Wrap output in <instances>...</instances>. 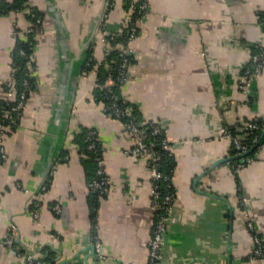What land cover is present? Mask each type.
<instances>
[{"label": "crops", "instance_id": "crops-1", "mask_svg": "<svg viewBox=\"0 0 264 264\" xmlns=\"http://www.w3.org/2000/svg\"><path fill=\"white\" fill-rule=\"evenodd\" d=\"M29 1L43 13L35 87L19 124L3 137L0 241L14 223L18 244L40 257L55 253V264H147L156 218L148 162L127 152L134 138L94 99L96 71L85 69L90 46L99 59L105 54L99 21L106 0ZM131 10L115 0L108 27L121 29ZM262 10L264 0H150L128 44L132 63L121 93L143 119L164 125L176 162L160 264H264V256L253 255L256 235L264 244V144L251 162L237 152L238 163L223 132L228 123L264 119V69L249 92L237 84L253 50L264 46ZM13 24L26 27L22 12H0V97ZM83 126L99 130L110 177L93 222L87 182L95 164L76 141ZM49 172L35 219L31 193ZM23 262L0 244V264Z\"/></svg>", "mask_w": 264, "mask_h": 264}, {"label": "built area", "instance_id": "built-area-1", "mask_svg": "<svg viewBox=\"0 0 264 264\" xmlns=\"http://www.w3.org/2000/svg\"><path fill=\"white\" fill-rule=\"evenodd\" d=\"M125 3H128V0H124ZM115 0H106L104 9L101 14V18L99 21V27L103 32V40L105 44L110 42V39L115 37V34L112 33L110 36L107 35V32L113 31L114 29H110L107 24V20L109 18V13L111 8L113 7ZM129 7L132 9L129 15L125 20V26L128 29L129 41L130 42L138 33L140 22L146 17L149 11L150 0H133L132 3H129ZM137 11L138 15L133 18L132 13ZM15 13L22 12L21 9L15 8L12 10ZM27 13L30 12V15L33 19L29 20L26 27L22 30L24 32H30L35 30V24L42 23L43 18L36 15L33 12L32 8H26ZM15 24L9 30V34L13 37L17 34L15 30ZM120 30V29H116ZM20 35L24 37V34L20 32ZM120 61H119V69L116 75V79L124 84L129 78V70L131 66L130 56L128 47L120 44ZM20 53H24L23 49L20 50ZM249 63H245L242 67L241 75L238 79V86L244 92H249L252 81L255 77L259 76L264 69V46L259 47V50L252 54L249 59ZM7 82L5 85L4 95L6 99L9 101L6 105H0V162L6 158V150L3 143L4 130L8 127L7 123L10 121H14L15 118L19 117V111L23 110L26 105V88L28 86L27 81H24V87L20 92H16V85L12 77H7ZM111 101L110 108L112 109V113L117 117L128 116L132 113V108L130 105L121 106L118 103V95L112 93L109 96ZM257 119V118H256ZM126 129L129 134L134 138V144L127 149V152L136 155L138 157H142L147 159L150 176L153 181V207L156 211V218L152 227L151 238L149 240V259L147 264H160L161 256H162V248L165 240V232L168 225V219L172 213L173 202L175 198V194L171 191H160L158 185L154 181H165V186L170 185V176L161 169L159 165V160L162 158L163 151L171 149V142L169 140V136L167 131H165L164 125L159 121H151L150 128L151 133L155 137L159 138L160 146L162 149H154L153 141L148 140L145 137L144 127L141 126L134 119L127 120L125 123ZM264 128V123H263ZM246 127L255 129L254 142L260 140L261 136L259 135L258 129L261 127L257 121L248 122ZM264 131V129H263ZM223 132L228 133L226 127H223ZM94 131L91 133L94 135ZM229 134V133H228ZM234 143L238 149V153L243 156V160L245 162H251L254 159V156L249 155V151L251 150V145L247 143H242L239 137H234ZM91 148L95 147L94 141L89 145ZM98 168H97V177L93 178L89 185L95 189H101V192H104L108 189V184L110 182V178L107 175L105 158H98ZM45 186L41 184L37 187L31 194L33 198L37 200L35 203V208L32 210V215L35 219L38 218L39 215V195L41 190H44ZM39 189V190H38ZM24 191L29 192L27 188H23ZM53 210L59 214L61 212V205L57 202L53 204ZM250 227H253L252 222L250 221ZM93 238V231H92ZM0 244L7 247L9 250L16 252L17 254H21L24 258L23 264H46V262L37 256L36 253L31 250L29 247H21L18 244L17 240V226L14 223H11L8 227V230L4 237L1 239ZM95 247L97 251L101 254L102 244L101 241L96 239ZM253 255L256 256H264V244L259 235L255 237V247Z\"/></svg>", "mask_w": 264, "mask_h": 264}, {"label": "trees", "instance_id": "trees-1", "mask_svg": "<svg viewBox=\"0 0 264 264\" xmlns=\"http://www.w3.org/2000/svg\"><path fill=\"white\" fill-rule=\"evenodd\" d=\"M133 0H128V3H132ZM15 8H19L22 10V13L24 14L25 18L27 19V24L29 20L33 19L30 15V12L27 13L26 8H32L33 12H35L36 15L43 18V13L37 8L36 5L32 4L29 0H0V12L1 13H8L12 11ZM260 22L264 26V10L260 11ZM138 15L137 11L135 10L132 13V17L135 18ZM35 30L30 32H24L23 29H20L19 27L15 26V30L17 34L15 35L14 39V45L10 52V73L9 76L13 78L14 83L16 85V92H20L24 87V81H27V88H26V97H28L29 91L34 88L35 86V69H36V63L34 59V46L36 42V32L41 28L42 23H37L34 25ZM20 32L24 34V37L20 35ZM112 33L115 34V37L113 39H110V42L106 44L105 54L104 56L99 59L95 56L93 47H89L88 57L85 61V69L87 71L95 70L96 71V82L95 86L93 88V97L97 102H102L107 111L114 117H117L112 113V109L110 108L111 101L109 99V96L112 93H115L118 95V103L123 107L125 105H130L132 108V113L128 116H122L117 117L121 119L124 123H127V120L134 119L138 123L141 124L142 127H144L145 130V137L153 141V148L154 149H162L160 146L159 138L155 137L151 133L150 128V122L153 120H145L140 115L138 110L136 109L135 105L129 101L126 97H124L121 93V87L122 83H120L116 79V75L118 73L119 69V61H120V44L122 43L126 47H128L129 44V34L128 29L125 25L122 26L120 30H113L107 32V35L110 36ZM263 45H257L256 49L253 50L252 54L259 50V47ZM23 49L24 53H20V50ZM128 51V50H127ZM129 52V51H128ZM130 56V62L132 63L131 54L128 53ZM252 56V55H251ZM250 60H248L246 63H249ZM8 76V77H9ZM7 79H5L2 83V96L0 97V105L4 104L6 105L9 101L6 99L4 95L5 91V85H6ZM22 110L19 111V117L15 118L14 121H10L7 123L8 127L4 130V135L10 133L13 129L16 128V126L20 122V116H21ZM257 121V123L261 126L258 129L259 135L261 136L263 132V123L264 119L261 117L248 119L245 121V123H233V124H225L226 129L228 130L229 135L231 136L232 146H231V153L233 155H237L238 149L234 143V137H239L242 143H247L251 145V150L249 151V155L254 156V153L258 147H260L262 144H264V134L260 137V140L257 142H254V135H255V129L246 127V124L248 122ZM165 130V129H164ZM95 132L94 135L91 134L92 132ZM166 131V130H165ZM76 141L80 143V152L83 153V158L94 162L95 169L91 177L88 179V188L90 192V206H91V220L93 222V216H95V208L99 205V196L104 195L106 191L101 192V189H95L89 185L91 180L93 178L97 177V168H98V158L104 157V146L100 139L99 130L96 127L93 126H83L81 127V130L76 135ZM95 143V147L91 148L89 145L91 142ZM172 149H168L163 151L162 158L159 160V165L163 171H165L170 176V185L165 186V181H154L157 183L158 188L160 191H174V186L172 182V177L174 174L176 162L174 159ZM237 157V158H236ZM235 159H237L238 163L239 156L237 155ZM3 161V160H2ZM2 161L0 163H2ZM244 163H246L244 161ZM108 177L109 174L107 173ZM53 178V173L49 172L47 174V177L43 180L42 184L45 186L44 190H41L40 193L45 191L48 186L49 182ZM110 178V177H109ZM110 186V182L108 184V188ZM39 190V189H38ZM40 203V201L38 200ZM31 210H34L35 203H37V200L35 198L31 199ZM55 204V203H54ZM55 253L49 251V253L46 254L42 258L46 263L49 264H55ZM67 264H83V263H73L68 262Z\"/></svg>", "mask_w": 264, "mask_h": 264}, {"label": "water", "instance_id": "water-1", "mask_svg": "<svg viewBox=\"0 0 264 264\" xmlns=\"http://www.w3.org/2000/svg\"><path fill=\"white\" fill-rule=\"evenodd\" d=\"M263 134H264V131H263ZM85 264H88V262L86 261Z\"/></svg>", "mask_w": 264, "mask_h": 264}, {"label": "rangeland", "instance_id": "rangeland-1", "mask_svg": "<svg viewBox=\"0 0 264 264\" xmlns=\"http://www.w3.org/2000/svg\"><path fill=\"white\" fill-rule=\"evenodd\" d=\"M130 6V5H129Z\"/></svg>", "mask_w": 264, "mask_h": 264}]
</instances>
